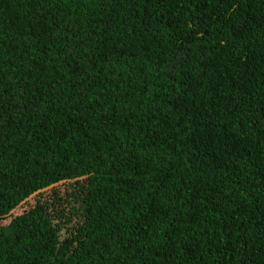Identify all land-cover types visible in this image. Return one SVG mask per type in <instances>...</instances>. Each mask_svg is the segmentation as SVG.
<instances>
[{"label":"trees","instance_id":"obj_1","mask_svg":"<svg viewBox=\"0 0 264 264\" xmlns=\"http://www.w3.org/2000/svg\"><path fill=\"white\" fill-rule=\"evenodd\" d=\"M65 184L63 264H264V0H0V264Z\"/></svg>","mask_w":264,"mask_h":264},{"label":"rangeland","instance_id":"obj_2","mask_svg":"<svg viewBox=\"0 0 264 264\" xmlns=\"http://www.w3.org/2000/svg\"><path fill=\"white\" fill-rule=\"evenodd\" d=\"M191 129L196 131L202 128L192 123ZM72 185L74 187H78L76 184ZM68 198H71L72 200L76 199L74 192L72 191V187L66 184L59 185L55 190L33 195L29 198L25 205H21L16 209L15 213H12L4 219H1V222L4 224L10 223L16 217V213L22 214L24 213L25 209H27L25 212L38 213V209L44 207L48 216L52 217V220L56 224V228L59 229V234L61 236V243L59 244L60 246L58 248V253L55 255V257L53 256L52 262L54 264H63L64 260L66 259L65 254H63L67 240L65 238H71L74 236L76 234L75 228L78 226V224H80V219L76 217V213L79 208L75 207V202ZM40 226L42 225L37 223V225L31 227L30 230H34V228H41ZM43 227L44 228L42 229H46L47 225L45 224Z\"/></svg>","mask_w":264,"mask_h":264},{"label":"clouds","instance_id":"obj_3","mask_svg":"<svg viewBox=\"0 0 264 264\" xmlns=\"http://www.w3.org/2000/svg\"><path fill=\"white\" fill-rule=\"evenodd\" d=\"M194 125H196V126H198V127H201V128H203V125H202V123L200 122V121H198V120H196V121H194V122H192ZM191 123V124H192Z\"/></svg>","mask_w":264,"mask_h":264}]
</instances>
